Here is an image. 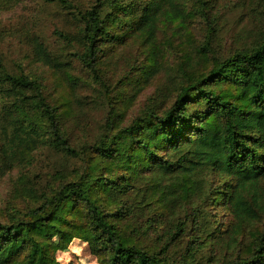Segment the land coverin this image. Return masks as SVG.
Wrapping results in <instances>:
<instances>
[{"label": "trees", "instance_id": "16d2710c", "mask_svg": "<svg viewBox=\"0 0 264 264\" xmlns=\"http://www.w3.org/2000/svg\"><path fill=\"white\" fill-rule=\"evenodd\" d=\"M53 1L75 25L57 49L34 39L37 71L0 58V264H54L75 241L98 264H264V0L230 46L215 0ZM75 64L105 113L93 135L70 131Z\"/></svg>", "mask_w": 264, "mask_h": 264}, {"label": "rangeland", "instance_id": "374dc122", "mask_svg": "<svg viewBox=\"0 0 264 264\" xmlns=\"http://www.w3.org/2000/svg\"><path fill=\"white\" fill-rule=\"evenodd\" d=\"M72 1L79 5L87 3L88 0ZM215 2L221 11V37L228 46L236 43L240 33L247 32V29L257 23L259 16L254 17L258 15L260 8L252 4L251 0H215ZM74 25L73 16L68 15L67 11L53 0H0V58L12 71L23 66L28 72H36L38 67L33 57L34 39L40 37L52 49H57L59 44L55 32L73 30ZM137 54V45L134 44L124 50L121 61H118L116 66L112 65L108 70L111 82H115L128 69V64H135ZM72 74L81 79V82L77 84L76 97L83 101L78 106H82L84 112L77 121H69V125L72 126L70 131L75 137L82 136L86 132L84 128L90 129V135L96 134L105 113L98 109L97 102L94 100L97 94L88 75L82 72L76 64ZM165 79L166 75L162 73L160 79L153 82L154 85H149L138 99L134 109L143 106L146 98L153 94L155 87L166 82ZM57 80L55 76H51L49 83L51 86L58 85ZM60 84H62L61 80ZM63 84L66 88H70L64 80ZM63 90L67 89L63 88ZM126 92L134 95L133 86H127ZM40 169L43 170L40 172L42 173L48 168L42 162ZM10 182V179L0 177V206L8 193ZM57 244L59 251L54 264H98L87 242L75 241L69 247Z\"/></svg>", "mask_w": 264, "mask_h": 264}]
</instances>
